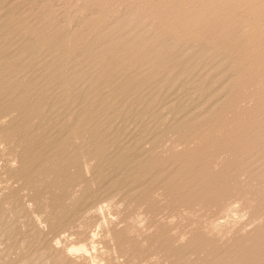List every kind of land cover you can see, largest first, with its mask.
<instances>
[{"label": "rangeland", "instance_id": "374dc122", "mask_svg": "<svg viewBox=\"0 0 264 264\" xmlns=\"http://www.w3.org/2000/svg\"><path fill=\"white\" fill-rule=\"evenodd\" d=\"M0 81V264H264V0H0Z\"/></svg>", "mask_w": 264, "mask_h": 264}, {"label": "bare ground", "instance_id": "6f19581e", "mask_svg": "<svg viewBox=\"0 0 264 264\" xmlns=\"http://www.w3.org/2000/svg\"><path fill=\"white\" fill-rule=\"evenodd\" d=\"M217 8V7H216ZM219 16V15H218ZM194 17H196V16H193V18ZM205 19V18H204ZM203 19V20H204ZM225 19V18H224ZM197 21H199V20H197ZM221 21V20H220ZM220 21H218V22H220ZM223 23V22H222ZM227 24V23H226ZM221 25V24H220ZM110 26V25H109ZM227 27V26H226ZM224 29V28H223ZM128 32V31H127ZM220 32V31H219ZM228 32V31H227ZM218 34V33H217ZM134 35V34H133ZM224 35V34H223ZM67 36V35H66ZM156 36V35H155ZM121 37V36H120ZM171 37V36H170ZM233 37H234V35H233ZM135 38V37H134ZM133 38V39H134ZM173 38V37H172ZM219 38V37H218ZM116 39V38H115ZM138 39H140L139 37H138ZM137 39V40H138ZM145 39V38H144ZM225 39V38H224ZM232 39V38H231ZM57 41H55V44L54 45H51V46H54V47H57V46H59V45H61V43L63 42V40H64V38L63 37H59L58 39H56ZM142 40V39H141ZM146 40V39H145ZM245 40V39H244ZM233 41V40H232ZM240 41V40H239ZM238 41V42H239ZM125 42V41H124ZM152 42V41H151ZM167 42H170V43H172V41H166L165 43H167ZM247 42V41H246ZM28 43V42H27ZM140 43V42H139ZM141 43H143V42H141ZM227 43H229V42H227ZM22 45V44H21ZM29 45V44H28ZM134 45V44H133ZM136 45V44H135ZM155 45V44H154ZM161 45V44H160ZM195 45V44H194ZM233 45V44H232ZM168 46H169V44H168ZM239 46V45H238ZM134 47H136V46H134ZM134 47H132V48H134ZM27 48H29L31 51L34 49V48H32V46H29V47H27ZM150 48V47H149ZM222 48H224V47H222ZM230 48V47H229ZM232 48V47H231ZM235 48V47H234ZM250 48V47H249ZM143 49V48H142ZM148 49V48H147ZM237 49V48H236ZM246 49V48H245ZM68 50V49H67ZM66 50V51H67ZM242 50V49H241ZM127 52H130V50H127L126 51V48H125V51L123 52V53H127ZM242 52V51H241ZM132 53V52H131ZM134 53V52H133ZM178 53V52H177ZM239 53V52H238ZM248 54V53H247ZM32 55V54H31ZM246 55V54H245ZM146 56H148V54L146 55ZM152 56H153V54H152ZM243 56V55H242ZM5 57V56H4ZM177 57H179V56H177ZM242 58V57H241ZM158 60L159 61H155L153 64H152V67L153 68H155V67H160L162 64H161V62L160 61H162L163 60V62H164V57H162V56H159L158 57ZM133 61H135V60H133ZM60 65H61V62H59V63H57V64H55V65H53L51 68H50V71H51V76H53V77H56V78H61V79H64V81H66V82H68L69 81V79H70V77H64V75L62 74V71L60 70ZM228 66V65H227ZM106 72H107V75L109 76V75H111L112 74V72H113V69L111 68V69H106ZM220 73V72H219ZM140 74V73H139ZM129 75V74H128ZM107 76V77H108ZM20 78V77H19ZM145 78V77H144ZM60 79V80H61ZM59 80V81H60ZM142 80H143V78H141V77H138V76H135V77H130V76H123V81H121V82H113L114 84L112 85L113 87V89H112V93L111 94H109L108 95V100H106L107 101V103H112V102H114L115 103V100H116V96H119V97H123V96H125V95H129V94H131V95H133V94H135L136 93V89H137V86L140 84V83H142ZM61 82V81H60ZM112 83V82H111ZM5 85V83L3 82V83H1V81H0V90L2 91V90H4V86ZM60 86V85H59ZM13 87L14 88H19V87H21V85L18 83V82H16V83H13ZM164 93V92H163ZM22 94V91L20 92V95H17V97H16V102H18V103H21L22 105H24L25 104V97L23 96V95H21ZM153 96V95H152ZM1 105V104H0ZM21 105V106H22ZM174 107H176V106H174ZM178 107V106H177ZM194 107V106H193ZM192 107V108H193ZM90 109V108H89ZM48 110V109H47ZM187 114V113H186ZM199 117V116H198ZM192 119V118H191ZM75 119H73V121H74ZM18 122V121H17ZM184 122V121H183ZM73 123V122H72ZM17 124V123H16ZM71 124V123H70ZM32 125V124H31ZM72 125V124H71ZM180 126H182V125H180ZM39 127V126H38ZM71 128H72V126H70ZM70 127H69V129H70ZM193 127H195V126H193ZM68 129V130H69ZM72 130V129H71ZM62 134V133H61ZM65 134V133H64ZM63 134V135H64ZM62 137V136H61ZM58 139V138H57ZM130 146H132V145H130ZM53 147V146H52ZM78 147V146H77ZM136 148V147H135ZM134 148V149H135ZM49 150V149H48ZM79 150V149H78ZM95 152V151H94ZM138 153V152H137ZM139 154V153H138ZM112 158V157H111ZM134 159H135V156L133 157ZM137 164V163H136ZM163 170V169H162ZM190 171V170H189ZM204 173V172H203ZM131 174V173H130ZM201 175V174H200ZM166 178V177H165ZM170 178V177H169ZM203 178V177H202ZM29 182V181H28ZM181 182V181H180ZM185 182V181H184ZM206 182V181H205ZM159 183V182H158ZM32 184V183H31ZM138 187V186H137ZM81 246V245H80ZM79 246V247H80ZM84 246H82L81 247V249L83 248ZM73 248V247H72ZM70 249V248H69ZM73 249H75V250H80V248L79 249H76V248H73ZM72 250V249H71Z\"/></svg>", "mask_w": 264, "mask_h": 264}]
</instances>
